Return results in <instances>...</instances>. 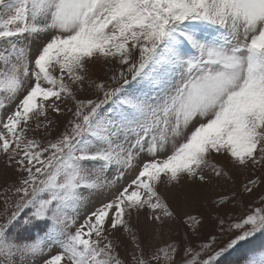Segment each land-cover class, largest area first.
Masks as SVG:
<instances>
[{
    "label": "snow or ice",
    "instance_id": "6c2138e0",
    "mask_svg": "<svg viewBox=\"0 0 264 264\" xmlns=\"http://www.w3.org/2000/svg\"><path fill=\"white\" fill-rule=\"evenodd\" d=\"M0 264H264V0H0Z\"/></svg>",
    "mask_w": 264,
    "mask_h": 264
}]
</instances>
